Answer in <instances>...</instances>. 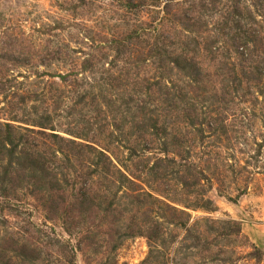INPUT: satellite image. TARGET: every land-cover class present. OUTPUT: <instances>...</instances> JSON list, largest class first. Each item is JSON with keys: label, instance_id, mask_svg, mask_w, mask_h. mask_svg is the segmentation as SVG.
I'll use <instances>...</instances> for the list:
<instances>
[{"label": "rangeland", "instance_id": "374dc122", "mask_svg": "<svg viewBox=\"0 0 264 264\" xmlns=\"http://www.w3.org/2000/svg\"><path fill=\"white\" fill-rule=\"evenodd\" d=\"M0 264H264V0H0Z\"/></svg>", "mask_w": 264, "mask_h": 264}]
</instances>
